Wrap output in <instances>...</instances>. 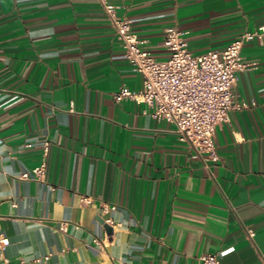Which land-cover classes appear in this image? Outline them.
Listing matches in <instances>:
<instances>
[{
	"label": "crops",
	"instance_id": "obj_1",
	"mask_svg": "<svg viewBox=\"0 0 264 264\" xmlns=\"http://www.w3.org/2000/svg\"><path fill=\"white\" fill-rule=\"evenodd\" d=\"M111 1L158 59L170 26L202 54L264 24V0ZM242 57L234 91L248 106L207 161L143 102L114 98L144 77L98 0H0V264H264V42ZM45 140L46 179L21 178Z\"/></svg>",
	"mask_w": 264,
	"mask_h": 264
},
{
	"label": "built area",
	"instance_id": "obj_2",
	"mask_svg": "<svg viewBox=\"0 0 264 264\" xmlns=\"http://www.w3.org/2000/svg\"><path fill=\"white\" fill-rule=\"evenodd\" d=\"M104 12L121 40L126 58L143 74L142 89L135 91L122 87L114 93L117 101L132 99L146 105L145 113L156 119H165L177 127L181 140L194 150L195 157L207 161L221 160L215 137L218 127L230 120V111L234 108H246L247 103L237 100L234 86L238 72L246 70L250 64L242 57L246 41L258 39L264 42V24L254 31L246 32L233 40L224 50H210L195 54L189 48L184 32L177 26L166 29L163 44L170 54L166 58L154 57L133 30V21L119 14L120 5L111 0H98ZM26 146L31 147L32 143ZM51 142H43L44 157L32 169L20 174L23 179L44 181L47 175V155ZM83 204H90L92 198L81 196ZM104 212L116 209L115 205H104ZM104 221L115 226L112 218ZM67 222L60 229L67 231ZM254 236V231H249ZM9 239L0 237V247L5 249ZM49 256H45L47 260ZM201 264H221L218 255L204 253ZM37 258L35 261H42ZM10 264L9 260H6ZM24 264V263H21Z\"/></svg>",
	"mask_w": 264,
	"mask_h": 264
}]
</instances>
